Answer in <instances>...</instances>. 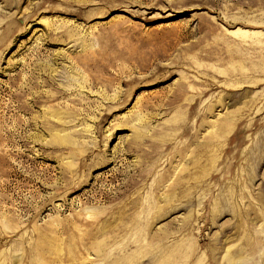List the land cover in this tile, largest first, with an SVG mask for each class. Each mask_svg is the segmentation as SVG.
I'll list each match as a JSON object with an SVG mask.
<instances>
[{"label":"rangeland","instance_id":"1","mask_svg":"<svg viewBox=\"0 0 264 264\" xmlns=\"http://www.w3.org/2000/svg\"><path fill=\"white\" fill-rule=\"evenodd\" d=\"M239 248L264 264V0H0V264Z\"/></svg>","mask_w":264,"mask_h":264},{"label":"bare ground","instance_id":"2","mask_svg":"<svg viewBox=\"0 0 264 264\" xmlns=\"http://www.w3.org/2000/svg\"><path fill=\"white\" fill-rule=\"evenodd\" d=\"M92 215H97L95 212L91 213L90 216ZM251 246H252V249H257L258 246H259V240L257 238H253L251 237ZM97 248L99 251H103L105 250L106 246L105 245H102V244H97ZM256 251V250H255ZM223 260H225V263L227 264H259V261H256L255 260V256L252 255L250 257H244L243 256V253H242V249L239 248L237 251L235 252H231L230 249H228L226 251V254L223 258ZM113 264H126V261L124 258H120L116 261H114Z\"/></svg>","mask_w":264,"mask_h":264}]
</instances>
